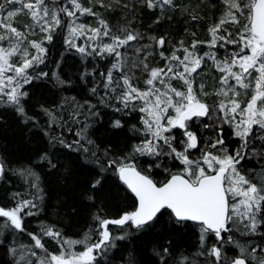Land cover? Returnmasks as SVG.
I'll return each instance as SVG.
<instances>
[{
  "label": "trees",
  "instance_id": "1",
  "mask_svg": "<svg viewBox=\"0 0 264 264\" xmlns=\"http://www.w3.org/2000/svg\"><path fill=\"white\" fill-rule=\"evenodd\" d=\"M254 2L0 0V49L10 53L0 68V209H21L20 228L0 213V264L63 257L75 264L87 251L93 258L82 264L264 263V254L251 253L264 248L254 207L240 223L247 227L224 230L221 239L169 209L135 226L138 202L119 176L128 165L157 184L175 172L194 182L201 176L195 166L186 172L175 147H166L167 159L139 150L148 140L145 110L128 95L129 81L150 90L157 73L170 89L183 86L208 104V116L188 129L201 141L214 130L215 151L225 149L229 131L213 120L224 119L218 105L251 99L242 63L259 49L250 27ZM32 9L52 20L32 23ZM10 78L19 84L16 97Z\"/></svg>",
  "mask_w": 264,
  "mask_h": 264
},
{
  "label": "rangeland",
  "instance_id": "2",
  "mask_svg": "<svg viewBox=\"0 0 264 264\" xmlns=\"http://www.w3.org/2000/svg\"><path fill=\"white\" fill-rule=\"evenodd\" d=\"M29 11V10H28ZM8 18H10L8 16ZM52 20L49 12H44L38 14L35 10H31L30 21L38 25H46ZM258 43V40H256ZM27 56V55H23ZM20 57V56H19ZM37 53L29 61L36 60ZM10 60V53L7 50L0 49V68H5L7 63ZM244 71L246 73L250 72L249 76H244L246 79L243 84L245 86H250L249 91L252 93L251 98L254 99V96L261 91L259 87V66H262L264 69V58L261 57V54H258L257 49H252L251 53L245 57L244 62L242 63ZM132 77V76H131ZM161 74H156L153 82H150V85L153 84L150 90H143L139 88V84L136 81L130 83L128 95H131L133 99L137 100L139 103L143 104L145 110L144 114V126L145 131L148 135V140L141 144L139 150L143 153L145 152L150 157H157L161 155V158L167 159L166 147H175L176 149V159L179 160L182 164L185 165V170L187 173L191 172V168L195 166V171L198 172V176L202 175L204 171H213L220 166L226 164V152L225 150H217L219 146L212 137L204 136L203 141L198 148L193 149L190 145V140L182 138L183 133L176 135L174 129L177 126V121L179 113L185 107L192 105L202 104V101H198L193 92L189 89L184 88L183 86L179 88L170 89L168 83H164L161 79ZM15 79L10 78V91L12 97H16L19 92V84H14ZM138 85V86H137ZM189 88V86L186 84ZM18 88V89H17ZM191 89V87H190ZM251 99V101H253ZM228 106L218 105L216 108L217 111L221 112L223 107L225 109L224 119L221 120L218 117H214L213 123H224L229 117H231L230 124L232 127H239L242 124V134L245 135L247 129L249 130L252 126V118L249 116L248 110L254 108V105L247 107H239L237 104L232 101H228ZM248 114H247V113ZM260 119H264V106L260 108ZM250 121L246 125V122ZM255 122V119H254ZM218 126H223L220 124ZM236 127V128H237ZM186 133V131H185ZM240 134V132L238 131ZM179 138L182 140L181 149L176 145V139ZM207 150V151H206ZM211 150V152H209ZM215 151V152H214ZM199 169V170H198ZM227 189L231 195V201L233 202L232 207V217L236 216L241 218L245 217L250 211V208L257 204L261 199L258 195V187L254 183L250 182L240 171H229L226 176ZM258 195V197H257ZM257 202V203H256ZM20 208L10 209L9 213L11 215H17L20 218ZM239 219V220H240ZM93 252L87 251L79 259L74 260L75 264H82V262L91 260L93 258ZM63 262L68 261L67 257H63ZM41 264H44L41 262ZM53 264H57L56 262ZM68 264V263H64ZM239 264V263H237ZM260 264H264L261 262Z\"/></svg>",
  "mask_w": 264,
  "mask_h": 264
},
{
  "label": "water",
  "instance_id": "3",
  "mask_svg": "<svg viewBox=\"0 0 264 264\" xmlns=\"http://www.w3.org/2000/svg\"><path fill=\"white\" fill-rule=\"evenodd\" d=\"M250 25L252 33L264 44V0H255ZM207 115V105L192 106L180 114L178 124L183 126L187 119ZM191 143L196 147L198 137L192 136ZM2 169L0 161V172ZM227 170L228 167H221L217 172L201 177L197 183H193L181 173H174L161 185L134 165L122 167L119 175L138 202L137 209L131 216L135 226L143 225L154 219L162 210L169 209L178 220L203 223L219 234L225 226L229 212L225 187ZM0 213L11 216L8 210L0 209ZM11 217L15 219L14 216ZM126 222V219L122 221ZM16 223L20 227L21 224L17 221ZM238 263L247 264V261L240 258Z\"/></svg>",
  "mask_w": 264,
  "mask_h": 264
},
{
  "label": "flooded vegetation",
  "instance_id": "4",
  "mask_svg": "<svg viewBox=\"0 0 264 264\" xmlns=\"http://www.w3.org/2000/svg\"><path fill=\"white\" fill-rule=\"evenodd\" d=\"M259 75L258 85L262 91L260 96H258V94L260 93L259 92L254 96V99L251 98L253 99V101L249 99L246 101V104L242 106L243 108L247 107L248 105H254V108H250L248 110L249 116L252 118V126L249 130L247 129L245 135H241L242 124L239 127H237L236 125L237 128L232 127L230 124L231 117H229L228 119L227 116L225 128H227V130L229 131L230 139L228 140V143L225 144L224 150L226 152V160H228L225 164V166L228 167L227 171H245L247 174L254 175L256 177L255 179H253V181L256 182L257 185L252 181L250 182L254 183L255 186L259 188L258 195L261 199L258 201V203L256 202L257 204L254 205V208L256 209L257 213L256 219H258L259 221L257 222L258 231L264 237V176L256 173V171H263L262 169L264 168V166L261 167V164L264 162V158L260 155L262 150L264 153V119L257 118L260 115V108L264 106V69L262 66H259ZM248 87L250 88V86ZM192 122L193 125H191L193 127L199 124V120L197 119H192ZM249 123L250 121H247L246 125ZM238 131L240 132V134L238 133ZM213 132L214 130H211V133L208 136L212 137ZM219 132L220 134H222L223 130L219 129ZM174 133L178 135L179 132H176V130L174 129ZM183 136L189 139L191 133H187L186 135L183 134ZM197 136L199 138V135ZM212 139L214 140L215 138L212 137ZM231 139H234L235 143H231ZM200 141L201 138H199V144H201L202 142ZM230 211L231 213L229 212L228 221L225 226L227 232L233 231L235 227L239 229L247 227V225L245 224H240L243 221V218L240 219L236 216L232 217V209ZM249 230H251V227L249 228ZM246 237L248 238V236ZM214 250L215 254H218L219 251L217 250V248H215ZM251 253L264 254V248H259V250L255 252L251 251Z\"/></svg>",
  "mask_w": 264,
  "mask_h": 264
}]
</instances>
